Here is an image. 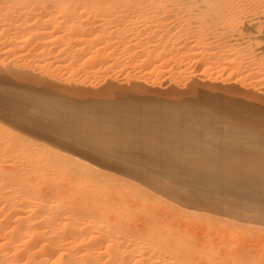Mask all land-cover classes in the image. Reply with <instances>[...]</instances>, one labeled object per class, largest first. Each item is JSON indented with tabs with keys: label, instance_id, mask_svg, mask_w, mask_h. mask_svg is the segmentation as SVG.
Masks as SVG:
<instances>
[{
	"label": "bare ground",
	"instance_id": "bare-ground-1",
	"mask_svg": "<svg viewBox=\"0 0 264 264\" xmlns=\"http://www.w3.org/2000/svg\"><path fill=\"white\" fill-rule=\"evenodd\" d=\"M37 1H39V2L41 1L40 3L42 4L41 6L43 7V9H46L45 7L47 5H50L56 9L55 10L56 13H55L54 17L52 18L53 21L51 22L49 20L50 22L47 21L46 24H44V25L42 24L43 26H40V24H38V21L36 22L34 20V21L30 22L31 24L27 25V27H28L27 31L23 30L26 33H24L22 35L21 39H19V40L16 39L17 35L19 33V30H18L19 27L17 28L16 27L17 25L14 26L11 23V21H10L11 24H9V21H8L9 15L11 16L10 11L13 10L14 12H16V11H20L21 9L26 10V7L29 8L32 5V3L37 2ZM37 4H39V3H37ZM34 5H36V4H34ZM48 8H50V7H48ZM32 9L33 8L31 7V10ZM116 9L117 10L118 9L119 10L125 9L123 11H117V12H121V13H119L121 16H119V14H118L119 18H123L122 16H124V13L128 9L137 10L138 12L142 11L143 16H141V17L144 19H141L142 22L139 19L141 22L140 24L143 25L142 23L145 20L146 23L144 25H148L147 22L150 23L147 27H150V28L153 27L154 28V26H157L156 28H159V29H161L163 27L167 28L166 25L168 26V24L170 23V22H167L168 24L165 23L164 21L167 18L165 16H163L169 12L168 11L169 9L173 10L171 14L173 15V20H174L173 23H175V24H180L181 19H185V18L189 19V17H193V18L197 17V20L198 19L200 20V22L198 21L200 26H201L199 28H202L203 30L202 29L199 30V28H198V31H199L198 34L195 37L193 36V40L195 38V44L192 40V42H193V44L191 46L192 48L191 49L189 48V50H187V52L185 51L187 47L184 46V44H183V46H184L183 49H185L184 51L186 53V55L183 57L186 58V60H187V58L195 56L198 58V61L196 59L195 63L196 62L200 63V64L202 63L203 65L204 64L206 65V63L207 64L210 63L208 65H211V67H213V68H211L210 66H208V67L206 66V68L210 71H207L206 68L204 70L207 73L210 72L211 74L217 73L216 71L223 72L225 70H228V68H230V67L234 68V69H238V71L235 70L238 73L241 71L240 68H242L243 63L245 61H247V59L245 60V56L248 55V53L244 55V53L243 54L240 53L241 52L240 50L236 51V49H234V44H233V42H236V41L231 39V38H233V36H231L230 33L232 32V30L234 31V28H236L239 24H240L239 29L241 31L239 33L235 34L234 39L235 38L241 39V37L245 33L247 34V33L251 32L250 30L256 29L257 27L258 28L256 30H258L260 28L259 31H257L258 34L261 33L259 35V37L263 39L262 33L264 32V29H263L264 27H262V26L264 23L263 22V20H264V0H0V13H1L0 24L4 25L8 21L9 25H6V26L10 28L8 30V32H2L0 29V32H2V33H0V47L6 45V46H8L7 47L8 49L6 50L7 54L12 53V52H14V53L20 52V55L18 54V57L24 56V58H25V56H28V55L30 56V54L33 53V50L35 47H33V45H31L32 47H30V48L28 47V45H30L33 42V40L38 39L41 36L46 35V37H44V39H45V38H47V34L49 33L48 34L49 36L52 35L54 37L51 36L52 37L51 40H47L46 43H48V41H49V42H51V44H58L56 42H58L60 40L62 41V38H61L62 35L61 36H57V35H58V33L60 34V32L63 28H65V30H62V31L63 32L66 31L65 37H68V38H66L67 42L66 43L64 42V45L62 44L63 47H62V49H60V53H62L63 57H65V56H67V54L71 55V52L73 50L74 53L77 54V56H79L80 58H84V56H86L83 59V61H81V64L79 66L80 72H81V69H83L82 72H84V69L87 68V70L89 69V71H91L90 69H92V72L94 73L95 71H93V70L95 67L104 65L105 63L107 65V62L110 60H111V62H112V60L114 61L115 60L114 59L115 54H118L117 51H116L117 52L116 53L113 50H110V48H112L113 44H118V42L112 44L110 39H108V36H109L108 34L112 35L110 33L111 31L108 30L109 33H106V31H107L106 27L108 28V23L110 22L109 19H111L109 17L113 16V14H114V13L111 14V11L112 12L114 10L116 11ZM27 10H30V8ZM40 10H42V9H40ZM137 11H135V13ZM23 12H25V11H23ZM32 12H33V10H32ZM142 12L140 14H142ZM258 12L262 13L261 15H259V17H257L258 15H256ZM19 13H21V12H19ZM28 13L29 12H27V14ZM40 13H43V12H40ZM131 13H133V12L131 11ZM24 14H26V12ZM27 14L24 15L25 21L29 20V18H28L29 16ZM52 15H53V13H52ZM21 16H22V14H21ZM12 17H10V18L12 19ZM83 17H86V18H85V20H83V22H81L82 19H84ZM93 17H98V18L100 17L101 19H98V23H97V21L96 22L92 21ZM118 17H117V21L120 20ZM251 17H253V18H251ZM49 18L47 17V19H49ZM107 18H109V19H107ZM168 18H170V17H168ZM238 18H240L242 20L238 21L239 20ZM171 19L170 20L168 19L166 21L172 22ZM236 19H238L237 20L238 24L234 23L236 21ZM45 20L46 19H44L43 21H45ZM41 21L42 20H40V22ZM77 21L79 22L78 26L76 28L75 27L72 28L73 22H77ZM261 21L263 23H261ZM14 22H15V20H14ZM111 22H113V20ZM111 22H110V25H111ZM186 22H187V20H186ZM136 23L137 22H135L134 25ZM184 23L185 22L183 21V24ZM191 23H193V22H191ZM18 24L20 25V23H18ZM131 24H129V25H131ZM138 24H139V21H138ZM151 24H155V25L152 26ZM164 24H166V25L164 26ZM187 25H189V24H187ZM234 26H236V27H234ZM49 27H51L52 30L49 29ZM121 27H122V24H120V28ZM124 27H125V25H124ZM128 27L131 29V26H128ZM134 27H136V26H134ZM147 27L145 26L144 29L145 30L149 29ZM170 27L172 28V25H170ZM170 27L168 26V29ZM174 27H175V25H174ZM182 27H183V25H182ZM171 28H170V30H172ZM183 28H180L179 30L177 29V31L175 30V32H174V28H173L174 34L172 33L171 35H170V32H171L170 30H169V32H166L168 30H166L164 33L162 32L163 34L161 33L160 36L155 32L154 34H157L158 37H160V39L164 40L165 42L158 40L157 43H154V44L157 45V44H160V42H164V43H166V46H167V41H171L170 39L173 37H175V39L177 38V40H178V41H176L177 44L179 43V39L181 40V38H183V37H184L183 40L191 39V38L185 37L188 30L185 31L186 30L185 27H183ZM192 28L190 27V31H189L190 32L189 36H191V37H192L191 34H193V33H191ZM109 29H111V28H109ZM154 29L151 31L152 33H153ZM49 30H51L52 32L51 33L48 32ZM124 30H125V28L122 30V32L125 35L126 33H124ZM120 31H121V29L115 30L114 35L116 34L118 37V34ZM155 31H158V30H155ZM160 31L161 30H159V34H160ZM122 32H120V34ZM147 32H145V34ZM148 33H150V32H148ZM257 33H255V34H257ZM65 34L63 33V35H65ZM130 34L131 33H129V35ZM140 34H141V32H140ZM124 35H123V37L125 38L126 36H124ZM127 35H128V33H127ZM245 35H244V37H245ZM142 37H143V35H142ZM130 38H132V37H130ZM135 38H137V36ZM144 38L146 39L147 37L144 36L142 38L143 41H144ZM249 38H248V41H250V39H251V38L250 39ZM116 39H114V40H116ZM133 39H134V37H133ZM147 39L150 40V38H147ZM147 39L145 41L146 43L149 42ZM239 39H237V40H239ZM252 39L257 40L258 37H256V38L253 37ZM74 40L78 42V45H76L73 48L72 47V41H74ZM155 40H157V38H155ZM205 40L208 42L209 41L211 42V40H215V44H216L215 50H212L211 46H210L211 48L210 47L207 48V46H205V44H206L205 42H204L205 43L204 46L201 45L202 42ZM100 41L104 43L102 46L98 45V43ZM141 41L142 40H140V42ZM150 41L152 42V39ZM172 41H174V40H172ZM101 42H100V44H101ZM119 42H121V41H119ZM128 42H130V41H128ZM176 42H175V44H176ZM189 42H191V41H189ZM258 42H261V41H258ZM41 43H43V42H41ZM122 43H123V41H122ZM137 43H139V42H137ZM150 43H149V48L151 45ZM180 43L182 44V42H180ZM228 43H232L233 45H230V44L228 45ZM135 44H136V42H135ZM171 44L173 46L174 43L172 42ZM187 44H189V43H185V45H187ZM245 44L247 45V43H244V45ZM58 45H60V44H58ZM58 45H57V47H58ZM138 45L141 46L140 44H138ZM156 45H154V46L157 47ZM160 45H162V44H160ZM180 45H179V47H180ZM198 45L202 46L199 48V51L198 52L193 51V48L197 47ZM206 45H208V44H206ZM246 45L244 46V48L246 47ZM248 45L252 46V44H249V43H248ZM35 46H36V44H35ZM131 46H132V42H131ZM175 46H177V45H175ZM132 47H134V46H132ZM151 47L153 48V45H151ZM239 47H242V46H239ZM249 47H247V48L250 49ZM256 47H258L257 43H256ZM36 48L39 49L40 47L36 46ZM122 48L124 50H126L129 47H127V45L126 46L123 45ZM136 48H137V44H136ZM152 48H150V49H152ZM157 48H159V47H157ZM178 48H176V49H178ZM254 48H255V46H254ZM150 49H148L147 47H145L144 49H141V47H140V50H142L141 51L142 54L141 53L140 54L141 55L144 54L143 57H145L144 58L145 62L147 64L149 63L148 67L145 65L146 68H150V66L152 68L153 64H151V63L154 62L152 59V57L154 55L157 57V58L155 57L156 60H160V53H159L160 51L156 52V48H153L152 50H150ZM161 49H164V50H161V51H164L163 54L165 53V51H167V50H165V47H163ZM183 49H182V51H183ZM243 49H241L242 52H244ZM108 50H110V51H108ZM168 50L170 51L171 47H169ZM257 50H259V49H257ZM45 51H46V49H45ZM47 51L49 52L50 50H47ZM58 51H59V49L57 50V52ZM129 51H130V49H129ZM129 51H126V52L128 53ZM137 51H138V49H137ZM176 51H178V50H176ZM184 51L181 52V54L184 53ZM6 52H4V53L6 54ZM39 52L40 53H38V54H41L42 50L40 49ZM119 52H121V51H119ZM170 52H173V49ZM34 53L37 54L36 49H35ZM131 53L132 52L128 53L127 55H130ZM174 53H175V51H174ZM250 53H252V52H250ZM5 54H3V55H5ZM42 54H44V52ZM64 54H65V56H64ZM119 54H121V53H119ZM132 54L135 55L134 57H137L136 55H140V54H134V53H132ZM166 54H168V53H165V56H166ZM254 54H255V52H254ZM260 54L262 55L263 53L260 52ZM48 55H49V53H48ZM168 55H169L168 57H170V58H168L166 56L167 58L164 57V59H162L163 62L161 64L157 63L158 66L156 64H155L156 66L153 65L154 69L152 68L151 70L153 71L156 68L155 74H157L159 72L160 74L164 75V73H166L165 66L169 63H171V65L173 64V66H175V67H181L184 64V63H182V62H184V60H182V61L178 60V58L180 56H178V58H177L176 57L177 55L176 56H174V54L173 55L168 54ZM15 56H17V55H14V57ZM32 56H34V55H32ZM55 56H56V54H55ZM256 56H258V55H256ZM14 57H11V58H14ZM143 57L141 56L140 57L141 59L140 60L138 59L137 61L142 62ZM259 57H264V55L259 56ZM123 58H121V60ZM29 59H30V57H29ZM55 59L56 58H54V60ZM63 59H66V58H63ZM179 59H181V58H179ZM21 60H26V58L21 59ZM21 60L19 59V61H21ZM128 60H129V57H128L127 61ZM249 60H251V59H249ZM34 61H35V59H34ZM55 61H54V63H55ZM127 61L125 62L126 64H127ZM133 61H134V59H133ZM192 61H194V59ZM15 62H18V60H16ZM60 62H62V61L60 60ZM76 62H80V61L78 60ZM119 62H121V61L119 60ZM130 62H132V60H130ZM141 62H140V64H141ZM36 63H38V62H36ZM142 63L144 65V62H142ZM0 64H2V63H0ZM7 64H8V60H7ZM67 64H69V63L64 64V66L66 65L65 66L66 68L72 67L74 65L71 63L70 64L72 66L70 64L69 65H67ZM137 64H139V63H137ZM255 64H257V63H255ZM11 65H12V62H11ZM44 65L42 62L41 67H43ZM111 65H112V63H110L107 66L110 67ZM121 66H122V64H121ZM250 66L248 65V68H250ZM22 67H23V65H22ZM103 67H102V70L104 69V72H105L107 70V69L105 70L106 66L104 68ZM113 67H114V65H113ZM246 67H247V65H246ZM246 67H245V69H246ZM14 68H16V67H14ZM53 68L54 67H52L51 69H53ZM130 68H132V67H130ZM248 68H247V70H248ZM43 69H44V67H43ZM61 69H63V68H61ZM72 69H73V67H72ZM121 69H120V71H122ZM144 69H145V67H144ZM193 69L196 70V68H193ZM211 69L213 71L214 70H216V71L211 72ZM58 70H60V69L58 68ZM151 70H149L150 73L152 72ZM168 70H167V72H168ZM3 71H5V70H3ZM205 71H204V73L206 74ZM104 72L102 71V73H104ZM176 72H174V73H176ZM179 72L183 73V71H178V74H179ZM236 72L233 71V73H236ZM85 73H86V71H85ZM95 73H97V72H95ZM124 73H125V71H124ZM126 73H127V71H126ZM144 73L146 74L147 72H144ZM227 73L225 74V72H224L225 75H228ZM3 74H5V72ZM114 74H115V71H114ZM184 74H185V72H184ZM221 74H223V73H221ZM221 74L219 73V75H221ZM240 74H241V72H240ZM41 75H43V73ZM68 75H71V74H68ZM89 75L91 78L92 74H89ZM169 75H171V74H169ZM215 75H218V73ZM235 75L236 74H234L232 77H234ZM259 75H264V67L260 66V63H259V66L257 65V67H255L253 72L245 73L244 76L243 75L242 76L240 75V76L244 78L243 80H248L251 77L252 78H255L257 76L259 77ZM106 76H107V74H106ZM123 76L121 77L122 79H123ZM128 76L126 77V81H127ZM131 76H133V75H131ZM137 76H139V75L137 74ZM158 76H159V74H158ZM167 76L168 75H166V77ZM174 76L177 79V76L176 75H174ZM4 77H7V76H4ZM4 77H2V79ZM34 77H35V75H34ZM55 77H54V79H55ZM59 77L62 78V75ZM80 77L81 76H79V78ZM86 77H88V76H86ZM93 77L96 78L95 76H93ZM101 77L99 76V78H101ZM105 77H103V78H105ZM113 77L114 76L112 74L111 78H113ZM118 77L119 76H117V78ZM147 77L149 78L151 76L149 75ZM175 77H173V80L175 79ZM181 77H183V76H181ZM226 77H224V78H226ZM29 78H31V77H29ZM65 78H67V76ZM260 78H262V77H260ZM18 79H19V77H18ZM37 79L38 78H36V80ZM45 79H47V76ZM115 79H116V77H115ZM185 79H186V77H185ZM206 79L208 80L210 78H206ZM14 80H15V78H14ZM51 80H53V79H51ZM138 80H140L139 77H138ZM182 80L180 82H182ZM214 80H216V79H214ZM224 80H226V79H224ZM224 80L222 83H224ZM3 81H5V80H3ZM3 81H0V82L3 83ZM41 81H42V79H41ZM72 81L74 82V80H72ZM89 81H92V80H89ZM126 81H125V83H126ZM142 81H143V79H142ZM149 81L152 82V80H149ZM159 81L160 80H158V82ZM161 81H163V79ZM212 81H213V79H212ZM233 81H235V80H233ZM8 82H11V80L10 81L7 80V83ZM14 82H16V81H14ZM63 82H65V81H63ZM73 82H71V83H73ZM78 82H80V81H78ZM175 82L177 84V80ZM192 82H194V81H192ZM254 82H256V80ZM7 83L5 81V84H7ZM122 83H123V81H122ZM142 83H145V82L143 81ZM168 83H169V81L167 82V84ZM189 83H187L188 86H189ZM251 83H252V81H251ZM251 83H249V84H251ZM93 84H91V85H93ZM157 84L160 85L159 83H157ZM68 85H69V83H68ZM78 85L80 86L79 83H78ZM239 85H240V83H239ZM3 86H0V87H3ZM11 86H12V82H11ZM13 86H15V85H13ZM16 86L18 87L19 84H17ZM23 86H24V88L28 87L26 84L25 85L23 84ZM30 86H31V88L34 87L31 84H30ZM41 86L40 87L37 86L38 88H36V89L43 88L45 85H41ZM175 86L177 87L178 85H175ZM183 86H184V84H183ZM183 86H182V88H183ZM7 87H3L4 89H6L5 90L6 93H7V90L10 88L8 85H7ZM20 87H22L21 84H20ZM127 87H128V85H127ZM199 87L200 86H198V85L191 87L190 89L193 92V93L191 92V94H193V95L195 94L194 90L197 91V93L201 92V89H203V88L201 87V89H200ZM240 87H241V85H240ZM14 88H12V91L14 93H15V91L18 92V90H15ZM141 88H139V89H141ZM69 89H71V88H69ZM28 90H30V89L28 88ZM48 90H50V89H48ZM56 90H57V88H56ZM56 90H54V91H56ZM79 90L81 91V89H79ZM165 90H166V86H165ZM191 90H188V91H191ZM198 90H200V91H198ZM0 91L3 92L2 89H0ZM5 91H4V95H6ZM12 91H10L11 94H12ZM20 91L23 92V90H19L17 95H19ZM40 91L43 92V90H40ZM47 91L45 94H47ZM50 91H51V93H53L52 89ZM63 91H64V89H63ZM63 91H61V93ZM30 92H31V90H30ZM44 92H45V89H44ZM49 92H48V94H50ZM81 92H85V90H83ZM204 92H205V90H204ZM206 92H208V91H206ZM32 93H34V92H32ZM58 93L59 92H57V96L55 94L54 95L51 94V95L53 98H56V97L59 98ZM77 93L76 94L71 93V94H73V96L74 95L76 96ZM89 93H93V92H89ZM103 93H101L102 95L101 94L100 95L103 96ZM106 93H110V92L106 91ZM106 93H104V94L107 96V98H106V96H104V99L106 98V100H107L108 98H110L111 95L109 96ZM114 93L116 94L117 92L114 91ZM201 93H203V92H201ZM8 94H10L9 91H8L7 95ZM21 94L24 97L26 96L25 98L30 99V97H31L30 94H29L30 96L27 97L28 95H25L24 92ZM39 94H40V92H39ZM64 94L68 95L70 93H68V92L65 93V91H64L63 96H66ZM111 94H112V91H111ZM115 94H112L111 97L113 98V95L115 97ZM123 94L125 95V93H123ZM123 94L121 95V97L122 96L124 97ZM139 94L141 95V93H139ZM145 94H148V93H145ZM191 94H190V96H192ZM209 94H208V96H209ZM217 94H214V95L216 96ZM40 95H42V94H40ZM43 95H44V93H43ZM51 95H50V97H51ZM100 95H98V94L95 95V97H97V96L99 97L96 99H100ZM127 95H129V94H127ZM127 95L125 96V98H127ZM137 95L138 94L134 95L135 98L137 97ZM170 95L171 96L175 95V99H177L176 94H170ZM182 95L183 94H181V96ZM198 95H199L198 99L199 100L202 99L200 97L201 96L200 93ZM205 95H204V97L206 99L207 95L206 96ZM235 95H237V94H235ZM33 96H35V95H33ZM33 96L31 97V99L35 98ZM61 96L62 95H60V98H61ZM84 96L86 97L87 95L84 94ZM84 96H83L84 99H87L88 96L90 98L89 94L86 98ZM91 96H93V95H91ZM154 96H156V97H153V98H156V99H157V97H159L158 94H155ZM161 96H162V93H161L159 99L165 97V94L163 97H161ZM178 96H179V94H178ZM181 96L178 97V99L182 98ZM190 96L189 97L187 96V100H184V101L187 103L192 102L189 100ZM195 96L196 95H194L193 97H195ZM8 97H11V96L9 95ZM8 97H3L5 99H1L0 102H3V105H2L3 107H4V105H6L8 103V101L9 102L12 101V97H11V100L7 101L6 99H8ZM15 97H17V96H15ZM78 97H79V95H78ZM184 97H185V94H184L183 98ZM217 97L218 96H216V98ZM229 97H231V98H229ZM229 97H228L229 99H228V102L226 105H228L229 101H231L233 99L232 96L229 95ZM241 97H243V96H241ZM68 98H71V95L70 96L68 95ZM77 98H75V99L71 98L72 100L70 99V101H73V100L75 101ZM80 98H78V99H80ZM92 98H90V99H92ZM115 98H117V97H115ZM115 98H113V99H115ZM118 98H120V96ZM133 98L131 96V99H133ZM140 98L141 99H139V100H142L143 97H140ZM145 98H147V97H145ZM145 98H143V99H145ZM149 98H152V95H151V97L149 95ZM172 98L168 99V100L171 101ZM225 98L227 99V96H224V98H222L220 100H224ZM246 98H248V96H246ZM246 98L245 99L239 98L240 100H238V101H241V99L246 100ZM249 98H252V97H249ZM16 99L17 98H15V100ZM35 99H37V96ZM65 99H66V97H65ZM84 99H82V100H84ZM128 99H130L129 96H128ZM128 99H127V103L125 102V104H123L124 100H122L120 102L122 104L116 105V103H115L114 106L109 107V109H106V106H104V104L107 103V102H105L106 100L105 101L99 100V101L105 102L103 104V106H104L103 109H105V110L102 109L103 111L100 112V109L98 108V106H96V108H94V109L91 108L92 110L88 109L91 112L93 111L94 115H92V114L89 115L88 112H90V111H88V110H85V111H87V113H85V111L83 109H86V108H83V105L81 106L82 110H83V111L81 110L82 112L79 111L80 110V108H79V110L77 109V112L74 111V113H70L71 110L69 111V109H67V106H66V108H60L61 110L60 109L58 110L60 112L58 115H57L58 112H55V111H53L54 112L53 114L56 113L55 116H57V119L59 120V125H57V126H61L60 123L62 122L61 123L62 127L60 128V130L64 133L62 135H65V136L67 135V137H70V139L71 138L74 139L76 141L74 144L75 145L79 144L77 146H80L81 145L80 143H82L83 145L84 144L88 145L90 147L92 146L91 148L93 150L92 149L90 151L87 150L88 152L86 151V153H90V152L92 153V151H96V154H93V153L92 154L96 155L95 156L96 159L100 160L102 153H105V152H111L112 153L113 151H111V149H115L116 146L122 142L121 139H124V138H127L128 140L130 138L135 139V138H133V136H141V135H144V133L154 134V133H150V132L154 131V130L151 131L153 129V127L144 125V124L150 123L154 120L164 121V127H165L166 132L173 129V127L170 126V124H169L170 120L177 122V126L181 130L193 129L194 126H190V125H192V123H194V122H192L194 120V116L192 114H194L199 108H203V106L201 107L198 104V103H201V101H199L197 98H194L195 100L197 99L199 101L197 103L196 102L197 100L196 101L194 100V102L197 104H194L193 102L192 103L194 105L189 103L190 106H188V104L187 105L184 104V106H186V107L182 106L183 104L181 103L182 102L181 99H179V100H181V101H179V103H181L182 105L181 104L177 105L176 104L178 102V99H177L176 103H174V104H176V106L174 104H173L174 106L171 105L173 102L170 104L169 101H167V103L170 105V107L167 106V104L164 105L165 104L164 103V104H162L163 106L161 107L162 108L161 110L155 111L154 113H149L150 107L148 105H150V104H146L147 101L145 103L144 101H139L137 98L136 99L138 101H135L134 99H133L134 101H130L131 99L130 100H128ZM152 99H150L149 101L151 102ZM156 99H154V100H156ZM159 99H157V101ZM257 99H255V101ZM19 100H21V98ZM30 100L29 101L26 100L27 102L24 100L26 103L29 102L28 104H29L30 110L26 108L27 110H29V112H27V110L25 108H23V111L26 110V112H25L26 114L24 112H22V113L27 115L34 108L33 110L35 112L34 111H33V113L31 112L30 115L32 114L31 115L32 118H33V115L35 116L34 117V118H36L35 121L40 120V119H37V115L39 112L37 110H42V108H44L45 106L49 107V105H48L49 103H47V105H46V102H49L50 100L53 101V99H50L48 101H47V99H43L41 101L40 98L37 100H40L41 102L40 101L36 102V101H34V99H33V101H30ZM82 100L80 99V101L84 102V104H85V102L90 101V100H86V101H82ZM116 100H118V99H116ZM216 100H219V99L217 98ZM220 100H219V102H220ZM5 101H7V102H5ZM44 101H46V102H44ZM54 101H56V100H54ZM99 101H97L98 105L100 103ZM248 101L249 100L244 102V106H246V107L243 106V108H246V110H248L247 107L249 108V106L245 105V104H249ZM255 101H251V103L252 102L254 103ZM257 101H259V100H257ZM59 102H60V100H59ZM102 102L99 105V107L102 105ZM225 102L226 101H224V103ZM233 102H237V100L233 101ZM260 102L261 101H259V103ZM14 103H16V101L12 103L13 106H14ZM19 103H20V101H19ZM61 103L64 104V102H61ZM93 103H95V101ZM108 103H110V102H108ZM153 103H155V102L153 101ZM239 103H242V102H238V104ZM257 103H256V106H257ZM259 103H258V106L261 104V107L264 104V103L263 104L262 103L259 104ZM17 104L18 103H16V105ZM70 104L68 105V107L73 106V104H71V105ZM91 104H92V102H91ZM97 104H95V105H97ZM157 104H159V102ZM238 104H237V107H240L241 104L240 105H238ZM16 105H15V107H16ZM20 105H22V104H20ZM23 105H26V104H23ZM36 105L37 106L44 105V107L42 106V108L40 109ZM51 105H52V103L50 104V107H54L53 109H55V107H58V106H51ZM57 105H58V102H57ZM77 105H79V104L77 103ZM202 105L205 106V104H202ZM207 105L209 107H214V108L219 107L218 109H220L221 112H218V113H220V114L225 113L226 108L228 106H230V105H228L227 107L225 105L224 106H217L215 103H212V102L209 104L207 103L206 107H208ZM26 106H24V107H26ZM59 106L61 107L62 105H59ZM103 106H101V107H103ZM164 106H167V107H164ZM8 107H10V106H8ZM50 107H49V110H50ZM85 107H86V105H85ZM237 107L236 108L233 107L232 111L235 112V116L239 117L238 122H248L252 126L253 122L250 121L252 119L247 120V119L241 118V113H242L241 109L242 110H245V109H243V108L238 109ZM251 107H252V105H251ZM261 107L259 106V110ZM263 107H264V105H263ZM45 108H44V110L49 111L48 108L47 109H45ZM0 109H2V107ZM5 109H7V108H5ZM19 109H20V107H19ZM73 109H74V107H73ZM95 109H96V111H99V112L97 113L96 111H94ZM9 110L11 111V108L7 109V111H9ZM15 110L17 111V109H15ZM257 110H258V108L256 109V111ZM259 110H258V112L261 111V110L260 111ZM262 110L264 111V108H262ZM13 111L10 113H13ZM51 111H49V112H51ZM249 111H248V113L251 114L252 110L250 112ZM17 112L19 113V111H17ZM49 112H46V113H49ZM94 112H96V113H94ZM1 113H3V112H1ZM1 113H0V117H1V115H3ZM5 113H8V112H5ZM35 113L37 115H35ZM46 113L43 111V113L41 115L39 112V114L41 115V118L43 116V118L46 119V120L44 119L45 121L42 119V121H44V122H46L48 120V118H46V116H47ZM245 113H247V112H245ZM245 113H244V115H246V116L249 115V114H245ZM253 113H255L254 108H253ZM24 114L19 115V117L20 116L23 117ZM44 114L46 115L45 117H44ZM50 114H51V116H48V117H49V120L50 119L52 120V118H53L52 113H49V115ZM16 115H18V114H16ZM172 115H175V116H172ZM6 117H8V115H6ZM50 117H52V118H50ZM248 117H251V116H248ZM3 118H4V116H3ZM20 118H18L17 120H19ZM26 118L27 117L25 116L24 119H26ZM30 118L31 117L29 116L28 119H30ZM34 118H33V121H34ZM251 118H253V117H251ZM22 120L23 119H20V122L18 121V123L21 124ZM55 120H56V118H55ZM55 120L48 122V123L54 122V124L52 123L53 126H49V127H52V128L55 127V124L58 123L57 122L58 120L56 121L57 123H55ZM60 120H61V122H60ZM253 120H254V122L256 121L257 124L260 122L259 120H256L254 118H253ZM5 121H6V118H5ZM23 121H26V120H23ZM40 121H38V122H40ZM13 122L14 121L12 120V123ZM16 122H14V124ZM44 122H41V123H44ZM12 123H11V125L8 124V125L12 126L11 128H14L15 126H17V125H12ZM28 123H29V121H28ZM28 123H26L25 126H30V123H29V125H27ZM22 124L20 126H22ZM38 124H40V123H38ZM5 126H6L5 124H4V126H3V124H0V264H264V229L253 228L249 225L247 226L244 224L238 226V224L235 225L236 223H234L232 221H231L232 222L231 223V222L224 221V220H219V219L216 220V218L213 219L210 216H209V218L205 217V215H203L204 217H201L202 216L201 215L200 216L201 218L198 217L200 219H196V221L198 220V222H197L198 224L201 223L199 225L200 226L202 225V228L193 230L194 229L193 226L189 227L191 225L188 226L186 224H189V223L184 222L185 220H186V222H188V220L189 221L192 220V221H190V223H193V221L195 222V220H194L195 216H193V214L190 215L187 212H182L179 214H173V213H169L166 208H153L149 205V203L152 200H154L152 198V194L151 195L149 194L150 192L148 193L144 190H141L139 187H137V186H135L129 182H124V181H120L117 178L116 179L112 178L110 176V174L107 173V171L103 172V170L100 171L99 168H97L99 166V164H98V166H94L92 164L90 165V163L88 164V163L84 162L83 160H80L78 157H77L78 158L77 159L74 157H70L69 155H64L61 153L62 151L61 152L57 151V149H54L52 146H47V144L41 145L39 141H38L39 142V144H38V143H36V141L33 142V140L31 141L30 139H27V138L25 139L24 137H21L19 135V133L17 134V132H15L16 130L14 131L11 128H9V127L7 128ZM18 126H19V124H18ZM25 126H23V129L21 128L22 131L27 129V128L32 129V128H30L31 126L26 127V128H25ZM41 126L45 127V125H41ZM254 126L257 127V125H254ZM33 127H35V126L33 125ZM262 127L264 128L263 125H259V127H257V128H262ZM45 128H47V127H45ZM55 129H52V130H55ZM18 130H20V129H18ZM36 130H38V129H36ZM42 130H44V129H42ZM47 130H45V131L48 132ZM49 130H51V129H49ZM52 130H51V132L53 133ZM56 130L58 131V128ZM32 131H33V133L35 132L34 130H32ZM32 131H30V132L32 133ZM41 131L39 130L40 133H44V136L47 135V134L45 135V132H43V131L41 132ZM156 131L160 134H166V133L159 132L158 130H156ZM55 133H57V132H55ZM58 133H60V132H58ZM35 135H37V134H35ZM58 135H61V134H58ZM49 136H54L53 138L51 137V139H54L55 141H58V139L60 140L62 137H65V136H60L61 138H59V137L55 138V135H53V134H49ZM29 137H30V135H29ZM31 139H33V138H31ZM66 139H65V141H66ZM71 140H70V142H71ZM60 141H59V143H60ZM62 141H64V140L62 139ZM257 141H259V140H257ZM68 142H66V143H68ZM73 142L71 144H73ZM41 143L43 144V142H41ZM44 143H46V142H44ZM62 143H60V144L62 145ZM55 145H56V143H55ZM66 145H68V144H66ZM83 145H81L80 147H82ZM193 145H196L195 146L196 148H201L200 144L194 143ZM257 145L260 146L262 149H264V141L263 140H261V142H259V144H257ZM72 146L78 152L79 151L81 152L84 148V146H83L82 150H80L81 148L74 146V145H71V147ZM71 147L70 148L67 147V148L72 149ZM76 147L78 148V150ZM86 147H85V149H86ZM90 147H88V149ZM94 148L96 150H94ZM75 149H74V151H75ZM84 151L85 150H83V152ZM81 154L83 155L82 152H81ZM263 157H264V155L262 156V158ZM216 162H221V161H216ZM216 162L214 164H216ZM100 164H102V163H100ZM245 165H246V167H247V165L253 166V168L256 166V169L257 168H264V160H258V159H254V160L251 159L250 160L249 159ZM106 166H108V165H106ZM204 167H206V166H203V168ZM207 167H208L207 168L208 170H205V171L210 172L209 171L210 167L209 166H207ZM100 168H102V167L100 166ZM107 169L111 170V168H107ZM212 170L214 171L213 167H212ZM111 171H113V169ZM207 196L208 197H206V199L209 197L211 198L210 195H207ZM213 197H214L213 203L217 202L218 201L217 197L215 195H213ZM210 200H208V201H210ZM215 200H217V201H215ZM224 200H225L224 202L221 201V202H223L222 204H224V203L226 204V202H228L227 199H224ZM217 203H219V201ZM232 203L233 202H231V204L228 203L226 205L230 206V205H232ZM234 204L235 203H233V205ZM233 205L231 207H233ZM236 206H237V204H236ZM263 208H264V206H263ZM171 209H174V208L171 207ZM260 209H262V207ZM244 210H246V209L244 208ZM255 210L259 213H262V212H260L261 210H259V211H258V209H255ZM262 210L264 211V209H262ZM252 211H254V210H252ZM259 213H258V215L262 216ZM199 215H197V216H199ZM197 216H196V218H197ZM263 217H264V212H263L262 218ZM185 218H187V219H185ZM197 223L196 222L194 223V225H196V227H197ZM245 241H248V242H245Z\"/></svg>",
	"mask_w": 264,
	"mask_h": 264
},
{
	"label": "rangeland",
	"instance_id": "rangeland-1",
	"mask_svg": "<svg viewBox=\"0 0 264 264\" xmlns=\"http://www.w3.org/2000/svg\"><path fill=\"white\" fill-rule=\"evenodd\" d=\"M41 2V1H40ZM39 1H37V2H34V3H32V5L29 7L30 8V10H27V9H29V8H27L26 7V10L25 9H21L20 11H16V12H14L13 10H11L10 12H11V16L9 15V24H13L14 26H16L17 28H18V30H19V33H18V35H17V38L16 39H21V37H22V35L24 34V33H26V32H24L23 30H26L27 31V29H28V27H27V25H29V24H31L30 22H32V21H38V24H40V26H43L44 24H46V22L48 21V22H52L53 21V17H54V15H55V13H56V9L55 8H53L52 6H50V5H47L45 8L46 9H43V7L41 6L42 4L40 3ZM37 3H39V4H37ZM34 4H36V5H34ZM39 5V6H38ZM31 7L33 8L32 10H33V12H32V10H31ZM48 7H50V8H48ZM40 9H42V10H40ZM48 9V10H47ZM37 10V11H36ZM44 10V11H43ZM123 10H125V9H123ZM123 10H117L116 9V13L113 11H111V14H113V16H111V17H109V18H111V19H109V18H107V19H109L110 20V22L113 20V22H111V25H110V22L108 23V28L106 27V33H109V31H111L110 33L112 34V35H110V34H108L109 36H108V39H110V41H111V43L113 44V43H116V42H118V44H113V46H112V48H110V50H113L114 52H118V54H115V60L113 61L112 60V62H111V60L110 61H108L107 62V65H109L110 63H112V65L109 67V66H107L106 65V63L104 64V65H101V66H97V67H95L94 68V70L93 71H95V72H97V73H93L92 72V69H90L91 71H89V69L87 70V68H85L84 69V72H82L83 71V69H81V72H80V64H81V61H83V59L86 57V56H84V58H80L79 56H77V54H75L74 53V51L72 50V52H71V55L70 54H67V56L69 57H67V56H65V54H64V56L65 57H63V55H62V53H60V49H62V47H63V45H64V42L66 43L67 41V39L66 38H68V37H65L66 36V31H62V30H65V28H63L62 30H61V32H60V34L58 33V35L57 36H61L62 35V41L60 40V41H58V42H56V43H58V44H60V45H58V44H51V42H49L48 41V43H46V41L47 40H51V38L52 37H54V36H52V35H48L47 34V38H45L44 39V37H46V35H44V36H41L40 38H38V39H35V40H33V42L30 44V45H28V47L30 48V47H32L31 45H33V47H35L34 48V50H33V53H31L32 55H34V56H32L31 54H30V56L28 55V56H25V58H26V60H21V59H25L24 58V56H20V57H18V54L20 55V52H16V53H14V52H12V53H8L7 54V52H6V50L8 49L7 47L8 46H2V47H0V63H2V64H0V81H3V80H5L6 81V83H7V80H11V82H12V86H11V82H8L7 84H5V81H3V83H1L0 82V86H3V87H7V85L10 87L8 90H7V93H8V91H9V93L10 94H8L7 95V93H6V89H4L3 87H0V89H2V91L3 92H1L0 93V101H1V99H5V98H3V97H8L9 95L12 97L13 95V97H12V101H8V100H11V97H8V99H6L7 101H8V103L6 104L5 102H7V101H5L4 103L6 104V105H4V107L2 106L3 105V102H0V108L2 107V109H0L1 111H0V113L1 112H3V113H1V114H3V115H1V117H0V124H3V126H4V124L6 125L5 127H9V128H11L12 126H10L11 125V123H12V120L14 121V122H16L15 124H14V122L12 123V125H17L18 126V124H19V128L17 127V126H15L14 128H11L12 130H16L15 132H17V134L19 133V135L21 136V137H24L25 139L27 138V139H30L31 141L33 140V142H35L36 141V143H38L39 144V142H40V144L41 145H45V144H47V146H52L54 149H57V151H62L61 153L62 154H64V155H69L70 157H74V158H79L80 160H83L84 162H86V163H90V165L92 164V165H94V166H98V164H99V166L97 167V168H99V170L100 171H102L103 170V172L105 171H107V173L108 174H110V176L112 177V178H114V179H119L120 181H124V182H129V183H131V184H133V185H135V186H137V187H139L141 190H144V191H146V192H150L149 194L151 195L152 194V198L154 199V200H152L150 203H149V205L151 206V207H153V208H166L167 210H168V212L169 213H173V214H179V213H182V212H187L188 214H190V215H192L193 214V216H195L194 217V220H195V222L197 223L198 222V220L196 221V219H200L201 217H204L203 215H205V217H208L209 218V216L210 217H212L213 219H215L216 218V220L217 219H219V220H224V221H228V222H234V223H236L235 225H237L238 224V226L239 225H249V226H251V227H253V228H262V229H264V217L262 218V216H263V210L262 209H264L263 208V206H264V168H257L256 169V166L253 168V166H248L247 165V167H246V162L250 159H252V160H254V159H258V160H264L263 158H262V156L264 155V149H262L260 146H258L257 144H259V142H261V140H263L264 141V128L262 127V128H257V127H259V125H263L264 126V111L262 110V108H264L263 107V103H264V75H259V77L257 76V77H255V78H250V79H248V80H243L244 78L243 77H241L242 75L244 76V74L245 73H250V72H253L254 71V69H255V67H257V65L259 66V63H260V66H263L264 67V57H259V56H263L264 55V32L262 33V36H263V39L262 38H260L259 37V35L261 34H258L257 33V31H259V29L258 30H256V29H253V30H250L251 32H249V33H245L244 35H245V37H244V35L241 37V39H239V38H235L234 39V37H235V34L236 33H239L241 30L239 29V25L236 27V26H234V27H236V28H234V31L232 30V32L230 33L231 34V36H233V38H231L232 40H235L236 42H233V44H234V49H236V51H241L240 53L241 54H243L244 53V55L245 54H247L248 53V55H246L245 56V60L247 59V61H245L244 63H243V66H242V68H240L241 69V74H240V72H236L235 70H237L238 71V69H234V68H228V70H225V71H223V72H219V71H216V70H214V71H216L217 73H218V75H215V74H217V73H207L204 69L206 68V66L208 67V66H210L211 67V65H208V64H210V63H206V65L204 66L202 63L200 64V63H195V61H196V59H197V61H198V58L197 57H195V56H193V57H190V58H187V60H186V58H184L183 56H185L186 55V53H185V51L187 52V50H189V48L191 49L192 47V44H193V42H194V44H195V38H194V40H193V36L195 37L197 34H198V28L199 27H201L200 26V24H199V22H200V20L198 19L197 20V17L196 18H193V17H189V19H187V18H185V19H181L180 20V24H175V23H173L174 22V20H173V15L171 14L172 13V11L173 10H168L169 12L168 13H166L165 15H163V16H165L167 19L166 20H170L171 18V20H172V22L171 21H164L165 23H167V22H170L169 24H168V26L170 27V25H172V30H170V28L168 29V26L166 25V24H164V26L166 25V27L167 28H165V27H163V28H161V29H159V28H156L157 26H154V28L153 27H147L150 23H148L147 22V24L148 25H144L145 23H146V21L144 22L143 21V25H141L140 23L142 22V20L141 19H144V18H142L141 16H143V12L142 11H140V12H138L137 10H132V9H128L125 13H124V16H122L123 18H119L118 17V14L119 13H121V12H117V11H123ZM13 11V12H12ZM23 11H25L26 12V14H27V12H29L27 15L29 16H27L28 18H29V20L28 21H25V16L24 15H26V14H24L25 12H23ZM131 11L133 12V13H131ZM135 11H137L136 13H135ZM19 12H21V13H19ZM40 12H43V13H40ZM45 12V13H44ZM49 12V13H48ZM51 12V13H50ZM142 12V14H140ZM41 15H40V14ZM52 13H53V15H52ZM131 13V14H130ZM174 13V12H173ZM10 14V13H9ZM21 14H22V16H21ZM43 14V15H42ZM49 14V15H48ZM262 13L261 12H258L256 15H258L257 17H259V15H261ZM0 15H1V13H0ZM20 15V16H19ZM123 15V14H122ZM126 15V16H125ZM168 17H170V18H168ZM255 15V16H256ZM13 16V17H12ZM34 16V17H33ZM52 16V17H51ZM119 16H121L120 14H119ZM10 17H12V19L10 18ZM47 17L49 18V19H47ZM116 17V18H115ZM117 17L120 19V20H118L117 21ZM136 17V18H135ZM254 17V16H253ZM253 17H251V18H253ZM1 18V17H0ZM84 19H82V21L81 22H83V20H85V18L86 17H83ZM125 18V19H124ZM44 19H46L45 21H43ZM98 19H101L100 17L98 18V17H93L92 18V21H97V23H98ZM124 19V20H123ZM137 19V20H136ZM141 20V22H140V20ZM195 19V20H194ZM239 19V20H238ZM238 19H236V21L234 22V23H236V24H238V21H240V20H242V19H240V18H238ZM14 20H15V22H14ZM23 20V21H22ZM40 20H42L41 22H40ZM50 20V21H49ZM129 22H127V21ZM186 20H187V22H186ZM192 20V21H191ZM238 20V21H237ZM8 21H7V23L6 24H0V29H1V31L2 32H8V30L10 29L9 27H7L6 25H9L8 24ZM10 21H11V23H10ZM138 21H139V24H138ZM183 21L185 22L184 24H183ZM199 21V22H198ZM26 22V23H25ZM28 22V23H27ZM115 22V23H114ZM121 22V23H120ZM127 24H126V23ZM135 22H137L135 25H134V23ZM191 22H193V23H191ZM197 22V23H196ZM263 22H264V20H263ZM262 21H261V23H263ZM18 23H20V25L18 24ZM34 23V22H33ZM78 21L77 22H73V27L72 28H76L77 26H78ZM113 23V24H112ZM132 23V24H131ZM175 25V27H174V25ZM43 24V25H42ZM75 24V25H74ZM118 24V25H117ZM120 24H122V27L120 28ZM125 25V27H124V25ZM129 24H131V25H129ZM138 24V25H137ZM187 24H189V25H187ZM127 25V26H126ZM152 26L153 25H155V24H151ZM177 25V26H176ZM182 25H183V27H185V31H187V33H186V35H185V37L186 38H191V39H185V40H183V38H181V40L179 39V43L180 42H182V46L178 43L177 44V42L176 41H178L177 40V38L175 39V37H173V38H171L170 40L171 41H167V46H166V43H164L165 41L164 40H161L160 39V37H158V35L160 36L161 35V33L163 32H165L166 30H168V31H166V32H169V30L171 31L170 32V35L173 33L174 34V32H175V30L177 31V29L180 27V28H183L182 27ZM188 27H187V26ZM2 26V27H1ZM128 26H131V29L128 27ZM134 26H136V27H134ZM138 26V27H137ZM147 27V28H149V29H147V30H145L144 29V27ZM194 26V27H193ZM196 26V27H195ZM262 26V25H261ZM260 26V27H261ZM5 27V28H4ZM128 27V28H127ZM143 27V28H142ZM190 27L192 28L191 30H192V32L191 33H193V34H191L192 35V37L191 36H189L190 35ZM262 27H264V23H263V26ZM109 28H111V29H109ZM125 28V30H124V33H126L125 35L123 34V32H122V30ZM141 28V29H140ZM173 28H174V32H173ZM179 28V29H180ZM189 28V29H188ZM49 29H51V27H49ZM117 29H121V31L120 32H122L121 34H120V32H119V34H118V37H117V35L115 34L114 35V33H115V30H117ZM154 29V31H153V33L151 32L152 30ZM178 29V30H179ZM184 29V28H183ZM200 29H202V28H199V30ZM264 29V28H263ZM52 30V29H51ZM51 30H49L48 32H52ZM109 30V31H108ZM150 32V33H146L145 34V32ZM155 30H158V31H155ZM159 30H161L160 31V34H159ZM197 30V31H196ZM203 30V29H202ZM256 30V31H255ZM133 31V32H132ZM137 31V32H136ZM144 33H143V32ZM255 33H257V34H255ZM2 32H0V33H2ZM139 32V33H138ZM140 32H141V34L143 35V37L145 36V37H147V38H150V40L152 39V42L150 41V40H148L147 38V40L149 41V42H145L146 41V39L144 38V41H143V37H142V35L140 34ZM157 33V34H154V33ZM63 33L65 34V35H63ZM127 33H128V35H127ZM129 33H131L130 35H129ZM138 33V34H137ZM162 33V34H163ZM189 33V34H188ZM195 33V34H194ZM254 33V34H253ZM137 34V35H136ZM152 34V35H151ZM253 34V35H252ZM114 35V36H113ZM123 35L124 36H126L125 38L123 37ZM147 35V36H146ZM249 35V36H248ZM52 36V37H51ZM112 36V37H111ZM120 36V37H119ZM137 36V38H135ZM149 36V37H148ZM155 36V37H154ZM184 36V35H183ZM188 36V37H187ZM252 36V37H251ZM261 36V37H262ZM114 37V38H113ZM122 37V38H121ZM130 37H132V38H130ZM133 37H134V39H133ZM154 37V38H153ZM251 39H250V38ZM256 38V37H258V41H261V42H258L256 39H252V38ZM117 38V39H116ZM119 38V39H118ZM128 38V39H127ZM130 38V39H129ZM155 38H157V40H155ZM159 38V39H158ZM246 38V39H245ZM248 38L250 39V41H248ZM260 38V39H259ZM43 39V40H42ZM65 41H64V40ZM114 39H116V40H114ZM136 39V40H135ZM237 39H239V40H237ZM243 39V40H242ZM262 39V40H261ZM40 40V41H39ZM118 40V41H117ZM126 40V41H125ZM130 41V42H128V41ZM139 40V41H138ZM140 40H142L141 42H140ZM154 40V41H153ZM158 40H160V41H164V42H160V44H162V45H160V44H154V43H157V41ZM172 40H174V41H172ZM192 40H193V42H192ZM242 40V41H241ZM255 42H254V41ZM119 41H121V42H119ZM122 41H123V43H122ZM134 41V42H133ZM156 41V42H155ZM186 41V42H185ZM189 41H191V42H189ZM229 41V40H228ZM244 41V42H243ZM246 41V42H245ZM38 44H37V43ZM41 42H43V43H41ZM60 42V43H59ZM101 42V41H100ZM100 42L98 43V45L99 46H102L104 43L103 42H101V44H100ZM128 42V43H127ZM131 42H132V46H134V47H132L131 46ZM135 42H136V44H137V48H136V44H135ZM137 42H139V43H137ZM151 42V43H150ZM174 43L173 44V46H172V44L171 43ZM175 42H176V44H175ZM184 42V43H183ZM206 44H208V45H206ZM213 42V43H212ZM41 45H40V44ZM47 45H46V44ZM149 43L151 44V45H153V48H156V52H159L160 53V60H156L155 59V55L152 57V59H153V61L154 62H152L151 64H153L154 66H158V64L160 63H162L163 62V60L162 59H164V57H168L169 55L168 54H174V56H176L177 58H178V56H180L179 58H181V59H179L178 58V60H184V62H182V63H184L181 67L183 68H181V67H175V66H173V64L171 65V63H169V64H167L166 66H165V71H166V73H164V75L163 74H160L158 71V73L157 74H155L156 72V68H155V70H151L152 68L154 69V67H153V65H152V68H151V66H150V68H146V66L148 67L149 66V63L147 64L146 62H145V57H143L144 56V54L143 55H141L142 53H141V51L142 50H140V47H141V49H144L145 47H147L148 49H150V48H152L151 47V45H150V48H149ZM165 45H164V44ZM170 43V44H169ZM185 43H189V44H187V45H185ZM244 43H247V45H248V43L249 44H252V46H250V45H246V47L244 48ZM256 43H257V46L258 47H256ZM35 44H36V46L37 47H40L39 49H37L36 48V46H35ZM63 44V45H62ZM138 44H140L141 46H139ZM183 44H184V46H186L185 48H186V50L185 49H183ZM204 44H205V46H207V48H209L210 46L212 47H210L212 50H215V40H211V42L209 41H203L202 42V44L201 45H203L204 46ZM210 44V45H209ZM212 44V45H211ZM233 45L232 43H228V45ZM39 45V46H38ZM57 45H58V47H57ZM76 45H78V42L77 41H72V47L74 48ZM117 45V46H116ZM121 45V46H120ZM123 45H127V47H129L128 49H126V50H124L123 48H122V46ZM146 45V46H145ZM154 45H156L157 47H159V48H157V47H155ZM164 45V46H163ZM175 45H177V46H175ZM179 45H180V47L183 49V51H184V53H182L181 54V52H183L182 51V49L179 47ZM201 45H198L197 47H195V48H193V51H195V52H198L199 51V48L200 47H202ZM214 45V46H213ZM119 46V47H118ZM165 47V50H167V51H165V53H168V54H166V56H165V53L163 54V52L164 51H161V50H164V49H161V48H163V47ZM239 46H242V47H239ZM250 46V47H249ZM254 46H255V48H254ZM49 47V48H48ZM61 47V48H60ZM169 47H171V50L170 51H172V49H173V52H170L168 49H169ZM173 47V48H172ZM179 47V48H178ZM236 47V48H235ZM247 47H249L250 49H248ZM261 49H260V48ZM43 48V49H42ZM46 49V51H45V49ZM56 48V49H55ZM122 48V49H121ZM152 48V49H153ZM167 48V49H166ZM176 48H178V49H176ZM197 48V49H196ZM214 48V49H213ZM238 48V49H237ZM246 50H244V49ZM254 48V49H253ZM35 49H36V52H37V54L38 53H40L39 52V50L41 49L42 50V52H41V54H36V53H34L35 52ZM59 49V53L57 52V50ZM129 49H130V51H129ZM135 51H134V50ZM137 49H138V51H137ZM152 49H150V50H152ZM180 49V50H179ZM241 49H243V51L244 52H242V50ZM257 49H259V50H257ZM47 50H50L49 52L47 51ZM54 50V51H53ZM110 50H108V51H110ZM176 50H178V51H176ZM255 50V51H254ZM56 51V52H55ZM119 51H121V52H119ZM126 51H129L128 53H130V52H132V53H134V54H140V55H136L137 57H134L135 55H133L132 53L130 54V55H127L128 53L126 52ZM174 51H175V53H174ZM252 52V53H250V52ZM255 52V54H254V52ZM4 52H6V54L4 53ZM44 52V54H42ZM51 52V53H50ZM116 52V53H117ZM126 52V53H125ZM137 52V53H136ZM139 52V53H138ZM178 52V53H177ZM260 52L261 53H263L262 55L260 54ZM48 53H49V55H48ZM58 53V54H57ZM119 53H123L122 55L121 54H119ZM3 54H5V55H3ZM55 54H56V56H55ZM180 54V55H179ZM8 55V56H7ZM12 55V56H11ZM14 55H17V56H15L14 57ZM37 55V56H36ZM44 55V56H43ZM54 55V56H53ZM62 55V56H61ZM76 55V56H75ZM119 55V56H118ZM171 55V56H172ZM256 55H258V56H256ZM43 56V57H42ZM50 56V57H49ZM118 56V57H117ZM131 56V57H130ZM143 57L142 58V62H144V65H143V63L141 62V61H137L138 59L140 60L141 58L140 57ZM182 56V57H181ZM11 57H14V58H11ZM29 57H30V59H29ZM33 57V58H32ZM42 57V58H41ZM59 57V58H58ZM78 57V58H77ZM117 57V58H116ZM124 57V58H123ZM126 57V58H125ZM128 57H129V62L127 61V59H128ZM162 57V58H161ZM166 57V58H167ZM253 57V58H252ZM11 58V59H10ZM39 58V59H38ZM46 58V59H45ZM54 58H56L55 60H54ZM63 58H66V59H63ZM120 58V59H119ZM121 58H123L122 60H121ZM157 58V57H156ZM159 58V57H158ZM168 58H170V57H168ZM251 59V60H249V59ZM257 58V59H256ZM263 60H262V59ZM6 59V60H5ZM10 59V60H9ZM13 59V60H12ZM19 59L21 60V61H19ZM29 59V60H28ZM33 59V60H32ZM34 59H35V61H34ZM62 61V62H60V60ZM133 59H134V61H133ZM136 59V60H135ZM190 59V60H189ZM194 59V61H192ZM7 60H8V64H7ZM16 60H18V62H15ZM28 60V61H27ZM42 60V61H41ZM52 60V61H51ZM64 60V61H63ZM80 61V62H76V61ZM119 60L121 61V62H119ZM130 60H132V62H130ZM6 61V62H5ZM15 63H14V62ZM26 61V62H25ZM34 61V62H33ZM54 61H55V63H54ZM118 61V62H117ZM127 61V64L125 63ZM4 62V63H3ZM11 62H12V65H11ZM33 62V63H32ZM36 62H38V63H36ZM41 62V63H40ZM42 62H43V67H44V69H43V67H41V65H42ZM73 62V63H72ZM75 62V63H74ZM115 64H114V63ZM124 62V63H123ZM136 62V63H135ZM140 62H141V64H140ZM200 62V61H199ZM254 62V63H253ZM14 63V64H13ZM22 63V64H21ZM32 63V64H31ZM49 63V64H48ZM66 63H71V64H74L72 67H73V69H72V67H68V68H66L65 66H64V64H66ZM133 63V64H132ZM137 63H139V64H137ZM158 63V64H157ZM190 63V64H189ZM255 63H257V64H255ZM20 64V65H19ZM40 64V65H39ZM69 64H67V65H69ZM78 64V65H77ZM121 64H122V66H121ZM150 64V65H151ZM156 64V65H155ZM189 64V65H188ZM199 64V65H198ZM2 65V66H1ZM16 65V66H15ZM22 65H23V67H22ZM35 67H33V66ZM59 65V66H58ZM62 65V66H61ZM76 65V66H75ZM113 65H114V67H113ZM130 65V66H129ZM142 65V66H141ZM146 65V66H145ZM185 65V66H184ZM195 65V66H194ZM198 65V66H197ZM201 65V66H200ZM203 65V66H202ZM246 65H247V67H246ZM248 65L250 66V68H248ZM255 65V66H254ZM26 66V67H25ZM40 66V67H39ZM105 67V72H104V69L102 70V67ZM125 66V67H124ZM135 68H134V67ZM137 66V67H136ZM168 66V67H167ZM189 66V67H188ZM14 67H16V68H13ZM25 67V68H24ZM38 69H37V68ZM52 67H54L53 69H51ZM60 69V70H58V68ZM103 67V68H104ZM109 67V68H108ZM119 67V68H118ZM122 69H121V68ZM124 67V68H123ZM130 67H132V68H130ZM144 67H145V69H144ZM175 67V68H174ZM187 67V68H186ZM245 67H246V69H245ZM12 68V69H11ZM18 68V69H17ZM61 68H63V69H61ZM169 70H168V69ZM172 68V69H171ZM193 68H196V70L195 69H193ZM202 68V69H201ZM211 68H213V67H211ZM247 68H248V70H247ZM23 69V70H22ZM31 69V70H30ZM48 69V70H47ZM57 71H56V70ZM79 69V70H78ZM100 69V70H99ZM120 69L123 71H120ZM126 69V70H125ZM131 69V70H130ZM140 69V70H139ZM171 69V70H170ZM207 69V68H206ZM3 70H5V71H3ZM16 70V71H15ZM43 72H42V71ZM65 70V71H64ZM67 70V71H66ZM73 72H71V71ZM104 72V73H102V71ZM112 70V71H111ZM117 70V71H116ZM144 70V71H143ZM146 70V71H145ZM149 70H151L152 72V74L150 73V71ZM158 70V69H157ZM167 70H168V72H167ZM193 70V71H192ZM195 70V71H194ZM206 72V74L204 73V71ZM234 72H236V73H233V71ZM10 73H9V72ZM25 71V72H24ZM33 71V72H32ZM85 71H86V73H85ZM111 71V72H110ZM114 71H115V74H114ZM124 71H125V73H126V71H127V73L125 74L124 73ZM177 71V72H176ZM178 71H183V73L182 72H179V74H178ZM201 71V72H200ZM207 71H210V70H208L207 69ZM212 69H211V72H214ZM5 72V74H3ZM57 72V73H56ZM77 72V73H76ZM88 72V73H87ZM138 72V73H137ZM144 72H147L146 74L144 73ZM173 74H172V73ZM174 72H176V73H174ZM184 72H185V74H184ZM197 72V73H196ZM199 72V73H198ZM224 72H225V74L227 73L228 75H225L224 74ZM231 72V73H230ZM244 74H243V73ZM14 75H13V74ZM40 73V74H39ZM43 73V75H41ZM46 73V74H45ZM50 73V74H49ZM84 73V74H83ZM117 73V74H116ZM144 73V74H143ZM150 73V74H149ZM193 73V74H192ZM195 73V74H194ZM219 73L221 74V73H223V74H221V75H219ZM230 73V74H229ZM49 74V75H48ZM53 74V75H52ZM68 74H73L72 76L71 75H68ZM76 74V75H75ZM89 74H92L93 76H95L96 78H94L92 75H91V78H90V75ZM99 74V75H98ZM106 74H107V76H106ZM112 74H113V78H111L112 77ZM121 74V75H120ZM125 74V75H124ZM137 74L139 75V76H137ZM142 74V75H141ZM151 76V77H147V76H149V75ZM155 74V75H154ZM158 74H159V76H158ZM168 75L167 77H166V75ZM169 74H171L173 77H175L174 75H176L177 76V79H176V77H175V79L173 80V77L171 76V75H169ZM184 74V75H183ZM234 74H236L234 77H232ZM7 76V77H4V76ZM28 75V76H27ZM34 75H35V77H34ZM52 75V76H51ZM58 75V76H57ZM62 75V78L61 77H59V76H61ZM67 76V78H65L66 76ZM84 75V76H83ZM116 75V76H115ZM124 75V76H123ZM128 76V78H127V81H126V77ZM131 75H133V76H131ZM137 77H136V76ZM147 75V76H146ZM154 75V76H153ZM191 75V76H190ZM196 75V76H195ZM223 75V76H222ZM241 75V76H240ZM34 78H33V77ZM37 76V77H36ZM46 76H47V79H45L46 78ZM56 76V77H55ZM70 76V77H69ZM76 76V77H75ZM79 76H81L80 78H79ZM86 76H88V77H86ZM99 76L101 77V78H99ZM106 76V77H105ZM117 76H119L118 78H117ZM123 76V79L121 78ZM144 76V77H143ZM181 76H183V77H181ZM218 76V77H217ZM228 78H227V77ZM239 76V77H238ZM2 77H4L3 79H2ZM18 77H19V79H18ZM22 77V78H21ZM29 77H31V78H29ZM51 79H53V80H51ZM54 77H55V79H54ZM79 79H78V78ZM103 77H105V78H103ZM115 77H116V79H115ZM138 77H139V79L141 80H138ZM155 77V78H154ZM185 77H186V79H185ZM189 77V78H188ZM196 79H195V78ZM217 77V78H216ZM220 77V78H219ZM222 77V78H221ZM224 77H226V78H224ZM238 77V78H237ZM260 77H262V78H260ZM14 78H15V80H14ZM36 78H38L37 80H36ZM75 78V79H74ZM77 78V79H76ZM120 78V79H119ZM131 78V79H130ZM143 79V81L145 82V83H142L143 81H142V79ZM169 78V79H168ZM172 78V79H171ZM179 78V79H178ZM183 80H182V79ZM206 78H210V79H206ZM219 78V79H218ZM7 79V80H6ZM19 81H18V80ZM23 79V80H22ZM28 79V80H27ZM41 79H42V81H41ZM65 79V80H64ZM69 79V80H68ZM101 79V80H100ZM156 79V80H155ZM163 79V81H161ZM165 79V80H164ZM195 79V80H194ZM203 81H202V80ZM212 79H213V81H212ZM214 79H216V80H214ZM221 79V80H220ZM224 79H226V80H224ZM229 79V80H228ZM235 80V81H233V80ZM33 80V81H32ZM72 80H74V82L72 81ZM83 80V81H82ZM89 80H92V81H89ZM113 80V81H112ZM149 80H152V82L151 81H149ZM158 80H160L159 82H158ZM171 80V81H170ZM177 80V84H176V81ZM182 80V82H180ZM212 82H211V81ZM223 80H224V83H222L223 82ZM243 82H242V81ZM256 80V82H254ZM14 81H16V82H14ZM21 81V82H20ZM25 81V82H24ZM56 81V82H55ZM60 81V82H59ZM63 81H65V82H63ZM78 81H80V82H78ZM122 81H123V83H122ZM125 81H126V83H125ZM136 81V82H135ZM138 81V82H137ZM169 81V83L167 84V82ZM173 81V82H172ZM192 81H194V82H192ZM216 81V82H215ZM240 81V82H239ZM251 81H252V83H251ZM259 81V82H258ZM19 82V83H18ZM23 82V83H22ZM36 82V83H35ZM71 82H73V83H71ZM76 82V83H75ZM80 84V86L78 85V83ZM84 82V83H83ZM100 82V83H99ZM102 82V83H101ZM117 82V83H116ZM150 82V83H149ZM165 82V83H164ZM173 84H172V83ZM186 82V83H185ZM190 82V83H189ZM201 82V83H200ZM221 82V83H220ZM247 82V83H246ZM251 83V84H249V83ZM10 83V84H9ZM29 85H28V84ZM34 83V84H33ZM66 83V84H65ZM68 83H69V85H68ZM87 83V84H86ZM94 83V84H93ZM130 83V84H129ZM139 83V84H138ZM157 83H159L160 85H158ZM187 83H189V86H188V84ZM239 83H240V85H241V87H240V85H239ZM242 83V84H241ZM246 85H245V84ZM17 84H19V86L17 87L16 85ZM20 84L22 85V87H20ZM23 84L25 85H27L28 87H26V88H24V86H23ZM30 84L31 85H33L34 87L33 88H31V86H30ZM91 84H93V85H91ZM97 84V85H96ZM101 84V85H100ZM126 84V85H125ZM154 84V85H153ZM166 84V85H165ZM183 86V84H184V86H183V88H182V86ZM214 84V85H213ZM222 84V85H221ZM227 84V85H226ZM13 85H15V86H13ZM41 86V85H45L43 88H39V89H36V88H38L37 86ZM51 87H50V86ZM84 85V86H83ZM127 85H128V87H127ZM175 85H178L177 87L175 86ZM186 85V86H185ZM196 85H198V86H200L199 88L201 89V87L205 90V92L206 91H208L209 93L211 92L212 94L214 93V94H217L216 96H218L217 98L220 100V99H222V98H224V96H227V99L225 98L224 100H220V102H219V100H216L217 98H216V96L213 94H209L208 92H204V90L203 89H201V92H203V93H201V92H199L200 93V97L202 98V99H198L199 98V93H197V91H195L194 90V95H196L195 97H193L194 95L193 94H191V92H192V90L190 89L191 87H193V86H196ZM218 87H217V86ZM30 86V87H29ZM86 86V87H85ZM106 86V87H105ZM122 86V87H121ZM131 86V87H130ZM165 86H166V90H165ZM15 87V88H14ZM42 87V86H41ZM49 87V88H48ZM68 87V88H67ZM77 87V88H76ZM92 87V88H91ZM95 89H94V88ZM99 87V88H98ZM125 87V88H124ZM127 87V88H126ZM142 87V88H141ZM238 87V88H237ZM244 87V88H243ZM8 88V87H7ZM12 88H14L15 90H18V92H19V90H23V92H24V94L25 95H28L27 97H29L30 95H31V97L33 96V95H35V96H33V97H35L36 98V96H37V99H41V101L43 100V99H47V101L48 100H50V99H53V101L54 100H56V101H49V102H46V101H44V102H46V105H47V103H49L48 105H49V107H50V104L52 103V105L51 106H58V107H55V109H53L54 107H50V110H49V107L48 106H45L44 107V105H42L45 109H47L48 108V110L49 111H51V112H49V111H47V110H44V108H42V106H37V107H39L40 109L42 108V110H37L36 108V110L37 111H39L40 112V114L42 115V113H43V111L46 113V112H49V113H52V116H53V118L52 117H50V118H52V120L54 121L55 120V118H56V120H55V123H57V124H55V127L54 128H52V127H49V126H53V124H54V122H50V123H48L49 121H52L51 119L49 120V117L48 116H51V114L49 115V113H46L47 114V116L44 114V117L46 116V118H48V120L46 121V122H44L46 119L45 118H43V116H42V118H41V115L39 114V112H38V115L35 113V115H37V119H40V120H37V121H35L36 120V118H34L35 116L33 115V118H34V121H33V118H32V114L30 115V113L32 112L33 113V109L31 110V112L30 113H28L27 115H25L26 113V110L27 109H29V102L28 103H26L27 101H29L30 99H31V97H30V99L29 98H25L21 93H23V92H21L20 91V93H19V95H17L18 94V92H16L15 90V93L12 91ZM28 88L31 90V92H30V90H28ZM52 89L53 90V93H51V91L50 90H48V89ZM56 88H57V90H56ZM69 88H71V89H69ZM139 88H141V89H139ZM153 88V89H152ZM171 88V89H170ZM185 88V89H184ZM211 88V89H210ZM217 88V89H216ZM25 89V90H24ZM33 89V90H32ZM35 89V90H34ZM44 89H45V92H44ZM48 91H47V90ZM59 89V90H58ZM63 89H64V91H65V93L66 92H68V93H70V94H68L69 96L71 95V98L73 99H75V98H77L78 97V95H79V97L78 98H80L81 100L82 99H84L83 98V96H84V94L85 95H87L88 96V94L90 95V98H92L93 96V98L92 99H90L89 98V96H88V98L87 99H84V100H82V101H86V100H90V101H87V102H85V104H84V102H81L80 101V99H76L75 101L73 100V101H70V99L71 98H68V95L67 94H64V95H66V96H63ZM79 89H81V91H83V90H85V92H81L80 90V92L78 91ZM83 89V90H82ZM98 89V90H97ZM101 89V90H100ZM103 89V90H102ZM193 89V88H192ZM220 89V90H219ZM245 89V90H244ZM40 90H43V92H41ZM54 90H56V91H54ZM90 90V91H89ZM162 90V91H161ZM171 90V91H170ZM188 90H191V91H188ZM236 90V91H235ZM4 91H5V94L6 95H4ZM10 91H12V94H11V92ZM46 91H47V94H45L46 93ZM50 91V92H49ZM61 91H63L62 93H61ZM71 91V92H70ZM93 92V93H89V92ZM106 91L107 92H110V93H106ZM111 91H112V94H115L114 93V91L115 92H117L116 94H115V97H117V98H115L114 97V95H113V98H115V99H113L111 96H112V94H111ZM160 91V92H159ZM188 91V92H187ZM198 91H200V90H198ZM213 91V92H212ZM30 92V93H29ZM32 92H34V93H32ZM39 92H40V94H42L43 95V93H44V97L42 96V95H40L39 94ZM48 92L50 93V94H48ZM57 92H59L58 93V97L59 98H53L52 97V95H56L57 96ZM78 92V93H77ZM87 92V93H86ZM106 93V94H108L109 96H110V98H108L107 100H106V98H107V96L104 94V93ZM122 92V93H121ZM138 92V93H137ZM164 92V93H163ZM216 92V93H215ZM263 92V93H262ZM32 93V94H31ZM36 93V94H35ZM71 93H77V97L74 95L73 96V94H71ZM101 93H103V96H101L102 94ZM123 93H125V95L123 94ZM138 94L137 95V99L139 100V99H141L140 97H143V98H145V97H147V98H145V99H143L142 98V100H139V101H144L145 103H146V101H147V103L146 104H150V105H148L149 107H150V111H149V113H154L155 111H159V110H161L162 108V104H164V105H166L167 104V106H169L170 107V105L167 103V101H169V103L171 104L172 102V106H176V104L178 105H180L181 103L183 104H181L183 107H186V106H184V104L185 105H187L188 104V106H190L189 105V103L190 104H192V105H194V104H197L199 101H201V103H198L201 107L203 106V108H199L194 114H192L193 116H194V120L192 121V122H194V123H192V125H190V126H194V128L193 129H184V130H181L178 126H177V122H175V121H171L170 120V122H169V124H170V126H172L173 127V129H171L170 131H168V132H166L165 131V127H164V121H161V120H154V121H152V122H150V123H147V124H144V125H146V126H150V127H153V129L151 130V131H153V132H150V133H154V134H149V133H144V135H141V136H133V138H135V139H127V138H124V139H121L122 140V142L120 143V144H118L117 146H116V148L115 149H111V151H113L112 153L111 152H105V153H102V155H101V159L100 160H98V159H96V155H93V154H96V151H92V153L90 152V153H86V151L87 150H91L92 148V146L90 147V146H88V145H83L82 143H80L81 145H83L84 146V148H83V146L82 147H80V146H77V145H79V144H77V145H75L74 143L76 142L74 139H70V137H67V135L65 136V135H62V134H64L61 130H60V128L62 127V122H61V120H60V125L61 126H57V125H59V120L57 119V116H55L56 115V113L55 114H53L54 112L53 111H55V112H58L57 113V115L60 113L58 110L60 109V108H66V106H67V109H69V111H70V113H74V111H76L77 112V109L79 110V108H80V112H82L83 110L85 111V110H88V109H90V110H92L91 108H96V106H98V108L100 109V112L101 111H103V110H105V109H103L104 108V106H106V109H109V107H111V106H114V104L116 103V105H119V104H122V103H120L122 100H124L123 101V104H125V102L127 103V99H128V96L130 97V99H131V96H132V98L135 100V101H138L136 98H135V94ZM139 93H141V95L139 94ZM145 93H148V94H144ZM161 93H162V96L161 97H163L164 96V94H165V97H163V98H160L159 99V97H160V95H161ZM188 93V94H187ZM193 93V92H192ZM197 93V94H196ZM207 95V98L205 99V97H204V95L205 94ZM209 94V96H208V94ZM222 93V94H221ZM22 96H21V95ZM30 94V95H29ZM39 94V95H38ZM52 94V95H51ZM81 94V95H80ZM100 95V99H96V98H99L98 96L97 97H95V95ZM124 95V97L122 96L121 97V95ZM127 94H129V95H127ZM155 94H158V96L159 97H157V99H159L158 101H157V99L156 98H153V97H156V96H154ZM170 94H176V96H177V99H178V97H180L181 96V94H183L181 97L182 98H179V99H181L182 100V102L181 103H179V101H181V100H179L178 99V102L176 103V100L177 99H175V95L173 96H171ZM178 94H179V96H178ZM184 94H185V97L183 98V96H184ZM190 94L192 95V96H190ZM204 94V95H203ZM221 94V95H220ZM226 94V95H225ZM235 94H237V95H235ZM50 95H51V97H50ZM60 95H62L61 96V98H60ZM91 95H93V96H91ZM127 95V98H125V96ZM140 95V96H139ZM149 95H150V97H151V95H152V98H149ZM169 95V96H168ZM205 95V96H206ZM220 95V96H219ZM224 95V96H223ZM229 95L230 96H232V100L231 101H229V103H228V105H230V106H228V105H226L227 104V102H228V99L229 98H231V97H229ZM3 96V97H2ZM15 96H17V97H15ZM21 96V97H20ZM73 96V97H72ZM86 96V97H87ZM104 96H106V98L104 99ZM120 96V98H118ZM171 96V97H170ZM187 96L189 97L190 96V101H192V102H185L184 100H187ZM203 96V97H202ZM240 96V97H239ZM241 96H243V97H241ZM246 96H248V98H246ZM39 97V98H38ZM55 97V96H54ZM64 97V98H63ZM65 97H66V99H65ZM85 97V96H84ZM85 97V98H86ZM170 97V98H169ZM173 97V98H172ZM215 97V98H214ZM229 97V98H228ZM242 98V99H245L246 98V100H242L241 99V101H238V100H240L239 98ZM245 97V98H244ZM249 97H254L253 99L252 98H249ZM15 98H21V100H19L20 101V103H19V101L16 99L15 100ZM35 98H32L30 101H33V99H34V101H36V102H38V101H40V100H37V99H35ZM149 98V99H148ZM172 98V100L170 101V100H168V99H171ZM194 98H197L196 100L194 99ZM204 98V99H203ZM236 98V99H235ZM238 98V99H237ZM258 98V99H257ZM60 100V102H59V100ZM68 99V100H67ZM71 99V100H72ZM96 99V100H95ZM116 99H118V100H116ZM121 99V100H120ZM130 99H128V100H130ZM133 99H131L130 101H134ZM150 99H152L151 100V102L149 101ZM154 99H156V100H154ZM213 101H212V100ZM252 99V100H251ZM255 99H257V100H259V101H261L260 103H262L263 105H262V107H261V104L259 103V101H257L260 105V110H259V106H258V103L255 101ZM16 101V103H18L17 105H16V103H14V106L12 105V103L13 102H15ZM26 102H25V101ZM79 100V101H78ZM99 100H103V101H105V102H110V103H106V104H104L105 102H102V101H99ZM163 100V101H162ZM188 100V101H189ZM194 100L197 102V103H195L194 102ZM237 100V102H233V101H236ZM247 100H249L248 101V103L249 104H245V105H247V106H249V108L247 107V109L248 110H246V108H243V106H244V102H246ZM255 101L254 103L252 102L251 103V101ZM40 101V102H41ZM78 101V102H77ZM95 101V103H93ZM97 101H99L100 103H99V105L101 104V102H102V105L101 106H103V104H104V106L103 107H99V105L97 104ZM150 103H149V102ZM153 101L155 102V103H153ZM209 101V102H208ZM223 101V102H222ZM224 101H226L225 103H224ZM263 101V102H262ZM22 102V103H21ZM57 102H58V105H57ZM61 102H64V104L63 103H61ZM72 102V103H71ZM90 102V103H89ZM91 102H92V104H91ZM159 102V104H157ZM184 102V103H183ZM215 103L217 106H228L227 108H226V110H225V113H222V114H220V113H218V112H221V110L220 109H218V108H214V107H209L208 105V107H206V104L208 103ZM222 102V103H221ZM238 102H242V103H239L238 104ZM2 103V104H1ZM73 104V106H70V107H68V105L69 104ZM77 103L80 105H77ZM81 103V104H80ZM174 103H176V104H174ZM236 103V104H235ZM256 103H257V106H256ZM20 104H22V105H20ZM23 104H28L27 106L26 105H23ZM55 104V105H54ZM70 104V105H71ZM77 106H75V105ZM95 104H97V105H95ZM111 104V105H110ZM174 104V105H173ZM202 104H205V106L204 105H202ZM232 104V105H231ZM237 104L238 105H240V107H237ZM254 104V105H253ZM15 105H16V107H15ZM19 105V106H18ZM59 105H62L61 107L59 106ZM83 105V108H86V109H83L82 110V106ZM85 105H86V107H85ZM91 105H95L94 107L92 106H89ZM234 105V106H233ZM236 105V106H235ZM251 105H252V107H251ZM8 106H10V107H8ZM24 106H26V107H24ZM64 106V107H63ZM167 106H164V107H167ZM171 106V107H172ZM187 106V107H188ZM18 107V108H17ZM19 107H20V109H19ZM72 107V108H71ZM73 107H74V109H73ZM233 107H237L238 109L239 108H243V109H245V110H242L241 109V111H242V113L244 112H247V113H245V114H249L248 113V111L250 110H252L251 111V114H249V115H244V113L242 114L241 113V118L242 119H247V120H250V119H252V120H250L251 122H253V124H252V126L248 123V122H238L239 121V117H237V116H235V112H233L232 110V108ZM244 107H246V106H244ZM5 108H7V109H10L11 108V111L10 112H12L13 110V113H10L9 111H7V109H5ZM14 108V109H13ZM23 108H27L25 111H23ZM38 108V109H39ZM58 108V109H57ZM234 108V109H235ZM252 108V109H251ZM253 108H254V110H255V113H253ZM258 108V110L260 111V112H258V110L256 111V109ZM15 109H17V111H19V113L15 110ZM57 109V110H56ZM103 109V110H102ZM3 110V111H2ZM5 110V111H4ZM30 110V109H29ZM29 110H27V112H29ZM61 110V109H60ZM82 110V111H81ZM90 110H88V111H90ZM94 111H96V109L94 110ZM249 111V112H250ZM5 112H8V113H5ZM22 112H24V113H22ZM35 112V111H34ZM97 113L99 112V111H96ZM96 112H94V113H96ZM257 112V113H256ZM18 114V115H16V114ZM85 113H87V111H85ZM89 113V115L90 114H92V115H94L93 114V111L91 112H88ZM8 115V117H6V115ZM21 114H24L27 118L26 119H24V115H23V117L22 116H20L19 117V115H21ZM10 115V116H9ZM31 117L30 119H28V117L29 116ZM91 115V116H92ZM3 116H4V118H3ZM17 118H16V117ZM40 116V117H39ZM55 116V117H54ZM172 116H175V115H172ZM248 116H251V117H253L254 119H256V120H259L258 122V124H257V122L255 121L254 122V120H253V118H251V117H248ZM14 117V118H13ZM260 117V118H259ZM5 118H6V121H5ZM16 118V119H15ZM18 118H20V119H23V120H26V121H21V124H22V126H20L21 124L20 123H18V121L20 122V119L19 120H17ZM173 118V117H172ZM15 119V120H14ZM42 119L44 120V121H42ZM31 120V121H30ZM58 120V121H57ZM28 121H29V123H30V126H25L26 125V123H28ZM38 121H40V122H38ZM57 121V122H56ZM40 123V124H38V123ZM41 122H44V123H41ZM18 123V124H17ZM29 123L27 124V125H29ZM34 123V124H33ZM37 123V124H36ZM255 123V124H254ZM8 124H10V125H8ZM49 124V125H48ZM33 125L35 126V127H33ZM39 125V126H38ZM41 125H45V127H47V128H45L44 126H41ZM254 125H257V127L256 126H254ZM23 126H25V128L26 127H30V128H32V129H29V128H27V129H25V130H21V128L23 129ZM41 126V127H40ZM39 127V128H38ZM43 127V128H42ZM49 127V128H48ZM20 129V130H18V129ZM58 128V131L56 130V129ZM36 129H38V130H36ZM42 129H44V130H42ZM48 129V130H47ZM49 129H55V130H52L53 131V133L51 132V130H49ZM27 130V131H26ZM32 130H36L34 133H33V131ZM39 130L41 131H43V132H45V135L47 134L48 136H49V134H53V135H55V138L57 137H59V138H61L60 136H65V137H62L60 140L58 139V141H55L54 139H51V137L53 138L54 136H44V133H40L39 132ZM45 130H47L48 132H46ZM156 130H158L159 132H162V133H166V134H160V133H158ZM29 131V132H28ZM30 131H32V133L30 132ZM41 131V132H42ZM51 132V133H50ZM55 132H57V133H55ZM58 132H60V133H58ZM22 133V134H21ZM35 134H37V135H35ZM43 136H42V135ZM57 134V135H56ZM58 134H61V135H58ZM29 135H30V137H29ZM32 135V136H31ZM40 135V136H39ZM45 139H44V138ZM31 138H33V139H31ZM43 138V139H42ZM35 139V140H34ZM62 139L64 140V141H62ZM65 139H66V141H65ZM53 140V141H52ZM57 140V139H56ZM70 140H71V142H70ZM257 140H259V141H257ZM39 141V142H38ZM59 141H60V143H62V145L59 143ZM69 141V142H68ZM74 141V142H73ZM41 142H43V144L41 143ZM44 142H46V143H44ZM66 142H68V143H66ZM73 142V144H71ZM49 143V144H48ZM55 143H56V145H55ZM200 144L201 145V148H196L195 146L196 145H193V144ZM66 144H68V145H66ZM71 145H74V146H77V147H79V148H81L80 150H82V148H83V150H85L84 152H83V150L81 151L82 153H83V155L81 154V152L79 153L78 151H76V149L75 148H73V146L71 147ZM255 145V146H254ZM87 146V147H86ZM67 147H71L72 149H69V148H67ZM76 147V148H77ZM85 147H86V149H85ZM88 147H90L89 149H88ZM61 148V149H60ZM74 149H75V151H74ZM77 150H78V148H77ZM93 150V149H92ZM94 150H96L95 148H94ZM64 152V153H63ZM67 152V153H66ZM69 152V153H68ZM78 152V153H77ZM88 152V151H87ZM95 152V153H94ZM66 153V154H65ZM82 155V156H81ZM86 155V156H85ZM262 155V156H261ZM121 156V157H120ZM77 158V159H78ZM216 161H221V162H216ZM205 162V163H204ZM216 162V164H214ZM100 163H102V164H100ZM105 165H104V164ZM106 165H108V166H106ZM100 166L102 167V168H100ZM105 166V167H104ZM203 166H206V167H204L203 168ZM207 166H209L210 168H209V171L210 172H207V171H205V170H208L207 168ZM202 167V168H201ZM212 167L214 168V171L212 170ZM221 167V168H220ZM107 168H111V170L113 169V171H111V170H108ZM216 168V169H215ZM213 171V172H212ZM175 187V188H174ZM148 190V191H147ZM212 194V195H211ZM207 195H210L211 196V198L209 197V198H207L208 200H210V201H208L207 199H206V197H208ZM213 195H215L216 197H217V199H218V201H219V203H217L218 201L217 200H215V201H217V202H215V203H213ZM215 197V198H216ZM223 199V200H222ZM224 199H227L228 200V202H226V204H231V202H233V203H235L234 205H233V203H232V205H233V207H231L232 205H226L225 203L224 204H222L225 200ZM230 200V201H229ZM208 201V202H207ZM221 201H223V202H221ZM236 204H237V206H236ZM171 207L172 208H174V209H171ZM242 207V208H241ZM262 207V209H260ZM244 208L246 209V210H244ZM249 209V210H248ZM255 209H258V211L259 210H261L260 212H262V213H259V212H257ZM248 210V211H247ZM251 210V211H250ZM252 210H254V211H252ZM258 213L259 214H261L262 216H260V215H258ZM199 215V216H197V215ZM257 214V215H256ZM202 215V216H201ZM196 216H197V218H196ZM201 216V217H200ZM198 217H200V218H198ZM211 218V219H212ZM185 219H187V218H185ZM190 221H192V220H190ZM190 221L188 220V222H186V220L184 221L185 223H189V224H186V225H191V226H189V227H192L193 226V230H196V229H201L202 228V225L200 226L199 224H201V223H197V227H196V225H194V221H193V223H190ZM202 221V220H201ZM203 222V221H202ZM231 222V223H232ZM199 225V226H198ZM245 242H248V241H245Z\"/></svg>",
	"mask_w": 264,
	"mask_h": 264
}]
</instances>
